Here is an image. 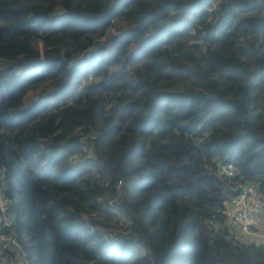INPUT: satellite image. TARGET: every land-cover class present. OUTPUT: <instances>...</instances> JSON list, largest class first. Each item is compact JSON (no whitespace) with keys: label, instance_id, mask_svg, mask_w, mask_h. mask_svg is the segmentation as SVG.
I'll list each match as a JSON object with an SVG mask.
<instances>
[{"label":"trees","instance_id":"16d2710c","mask_svg":"<svg viewBox=\"0 0 264 264\" xmlns=\"http://www.w3.org/2000/svg\"><path fill=\"white\" fill-rule=\"evenodd\" d=\"M153 3L0 0V178L33 264H264L225 212L264 199V0Z\"/></svg>","mask_w":264,"mask_h":264},{"label":"built area","instance_id":"2783aa9c","mask_svg":"<svg viewBox=\"0 0 264 264\" xmlns=\"http://www.w3.org/2000/svg\"><path fill=\"white\" fill-rule=\"evenodd\" d=\"M229 165L235 169L233 163H224L219 165L218 173L221 172L222 168H227ZM220 176L232 178L235 176V171L232 176L226 174ZM246 189H251V191ZM241 197L244 200L237 211L233 202L240 200ZM229 205H231V214ZM11 207L12 202L5 194L3 178H0V236L6 237L0 242V264H33L17 233L14 232L16 219L11 212ZM225 212L230 219H228L230 221L229 226L237 228L243 233H249L258 225L260 216L264 213V199L259 194L258 184L251 183L240 186L239 193L226 203ZM247 220H251L253 223H246Z\"/></svg>","mask_w":264,"mask_h":264},{"label":"clouds","instance_id":"9594fccd","mask_svg":"<svg viewBox=\"0 0 264 264\" xmlns=\"http://www.w3.org/2000/svg\"><path fill=\"white\" fill-rule=\"evenodd\" d=\"M162 2V0H156V3H153L152 4V7H151V11L153 12H158L159 11V7H158V4ZM185 4H187L189 2V0H184ZM219 2V0H218ZM217 7L218 5H214L210 11L211 12H216L217 10ZM183 9H181L180 11H172L168 17V20H172V19H175L176 17H178L179 15H181ZM209 21L211 22L212 21V17H209ZM161 24L162 23H165V21H161L160 22ZM160 27V24H153L151 27H150V30H149V33H147V35H151L153 33H155L157 31V28ZM112 33L111 32H108L106 33V35L100 39V44H103L109 36H111ZM193 35H195V30L193 31ZM191 43H199V41H191ZM96 45L94 44L93 45V48H95ZM41 48H43V44H41ZM137 48V44L136 43H132L130 45V47L127 49L126 52L123 53L122 57H121V63L120 64H117L114 68H111L109 69V74H111L112 72H115L117 71L119 68L123 67V63H124V60L127 58L128 55L131 54V52L133 50H135ZM197 56H199L200 54L197 53L196 54ZM181 63L183 64H188V62L186 61H181ZM188 66H192L191 64H188ZM130 72H133L134 73V70L133 69H129ZM90 82V81H89ZM189 86H191L190 82H189ZM177 91H184V86L183 84L180 85V87L178 89H176ZM80 131V129H77V133ZM75 135V133H74ZM96 133L93 132L92 133V139H95L96 137ZM88 137H83L82 138V142H85L87 141ZM93 156V153L92 151L90 150H87L85 149L84 151H74L72 152L70 155H68L65 159L64 162H62L60 165H59V168L60 169H66V168H71V167H74L76 165H79L83 162H85L86 160H88L89 158H91ZM235 169L233 168L232 165H229L227 168H222L221 172L219 173L220 175H228V176H232L233 173H234ZM124 186V180L123 179H120L119 182H118V189H122ZM247 191H251V189H246ZM157 191H159V189H157ZM155 193H153L154 195ZM244 198L241 197L240 200L238 201H234L233 203L235 204L236 206V210L238 211L240 209V206L243 202ZM230 208V214H231V205L228 206ZM83 215V218L87 221L89 220V216L87 214H84L82 213ZM246 223H253V221L251 220H247ZM121 235L125 236V237H132L133 234L131 232V230L129 231H122L120 232ZM6 237H3V236H0V242H2L3 240H5ZM144 255H146V252L144 250H141L138 255L136 257H134V260L135 259H139L140 257H143Z\"/></svg>","mask_w":264,"mask_h":264},{"label":"rangeland","instance_id":"374dc122","mask_svg":"<svg viewBox=\"0 0 264 264\" xmlns=\"http://www.w3.org/2000/svg\"><path fill=\"white\" fill-rule=\"evenodd\" d=\"M229 224H230V221H228L227 228L230 227ZM234 231L240 238H243L245 240H255L257 242H264V213L262 215L261 221L249 233H243L240 230L236 231L235 228H234Z\"/></svg>","mask_w":264,"mask_h":264},{"label":"crops","instance_id":"0c3cea01","mask_svg":"<svg viewBox=\"0 0 264 264\" xmlns=\"http://www.w3.org/2000/svg\"><path fill=\"white\" fill-rule=\"evenodd\" d=\"M262 215H263V214H262ZM262 215L260 216L259 222L261 221ZM259 222H258V223H259ZM235 229H236V231H239V229H237V228H235Z\"/></svg>","mask_w":264,"mask_h":264}]
</instances>
